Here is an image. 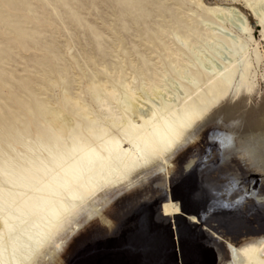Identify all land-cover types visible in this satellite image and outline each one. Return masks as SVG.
Returning <instances> with one entry per match:
<instances>
[{"label":"bare ground","instance_id":"1","mask_svg":"<svg viewBox=\"0 0 264 264\" xmlns=\"http://www.w3.org/2000/svg\"><path fill=\"white\" fill-rule=\"evenodd\" d=\"M121 1L137 24L152 21L141 3ZM245 1L264 32V0ZM175 5L170 29L143 31L154 49L146 47L149 56L135 48L138 61L111 63L105 67L106 76L90 80L86 92L64 88L56 102L36 97L28 108L37 120L33 130L18 132L0 111V264L56 263L84 223L105 215L114 192L149 193L160 178L170 194L174 177L184 180L197 161V169L207 170L205 162L217 151L229 159L221 175L242 180L245 195L264 196V118L260 116L263 120L250 129L244 125L255 92L251 63L242 61L239 74L237 58L239 50L246 56L241 36L251 33L248 20L235 8L204 0H176ZM184 17L197 20L204 30L189 25ZM228 24L236 26L239 34L232 36ZM91 33L99 43L103 36L94 29ZM227 54L229 59L224 58ZM233 92L235 100L229 103ZM11 117L18 119L15 114ZM215 120L221 122L212 124ZM233 120L242 125H232ZM222 123L239 134L240 158L255 166L254 175L234 159L229 148L233 143L227 138L209 151L206 137L212 131L227 132ZM188 154L191 161L184 171L178 165ZM217 177L207 174L204 179L215 185ZM181 200L171 194L158 200L166 202L164 218L159 202L154 205L159 210L156 215L144 211L127 217L131 226L127 249L133 254L143 249L153 259L159 257V264H208L204 255L197 259L185 245L182 257L176 238L175 246V234L179 242L184 239L181 219L186 218L229 246L230 253L224 251L218 264H264V229L250 231L258 235L253 238L243 230L225 231L198 213L192 215L195 212ZM253 205L252 199H246L243 209L249 212ZM143 215L152 217L142 219Z\"/></svg>","mask_w":264,"mask_h":264},{"label":"rangeland","instance_id":"2","mask_svg":"<svg viewBox=\"0 0 264 264\" xmlns=\"http://www.w3.org/2000/svg\"><path fill=\"white\" fill-rule=\"evenodd\" d=\"M134 1L143 5L142 12L152 15V21L148 19L147 25L137 24L135 16L121 0H13L14 5L0 0V111L3 110V114L10 118L18 132L25 128L34 129L37 120L28 108L33 106L36 97L56 102L61 99L64 88L74 93L80 89L86 92L90 80L95 76H106L105 67L111 63L138 61L135 48L149 56L150 52H146V47L151 45L146 43L143 31L148 28L159 31L165 26L170 29L172 17L177 13L176 0ZM204 1L209 5L235 8L248 20L251 33L241 36L246 44V56L242 57L243 51L239 50L240 55L237 58L239 74H242L244 67L242 61L251 63L250 77L255 95L250 102V110L244 116V125L246 129H250L264 118L263 26L245 0ZM187 9L190 6L184 9L188 14ZM183 20L201 31L204 30L197 20L188 21L185 17ZM124 25L128 26V30L123 28ZM226 28L232 32V36L239 34L236 26L228 24ZM91 29L97 30L103 36L99 43ZM229 57V54L224 56L225 59ZM216 60L221 66L223 61L219 57ZM234 96L235 92L229 103L235 100ZM245 105L240 104L239 107ZM13 114L18 116L17 120L11 117ZM217 123V120L212 122ZM221 125L225 126L231 139L216 137L210 141L208 148L211 151L218 149L220 143L224 144L227 138L233 143L229 148L235 156L234 159L239 162L243 171L254 175L255 166H249L250 164L240 158L243 153L236 144L239 142V134L229 128L227 123ZM225 146L228 147L227 144ZM216 153L205 162L207 170H201L202 167L197 169V161L184 180L178 181L179 176L174 177L170 194L182 199L180 203L183 202L185 208L195 212L192 215L198 213V216L225 231L236 233L243 230L249 233V238L257 237L254 233L250 235V231L264 229V196H258L257 193L245 195L242 180L239 181L231 174L227 178L221 175L220 170L229 159L218 151ZM187 156L178 165L184 171L191 161L190 154ZM207 174L217 175L218 182L215 185L206 183L204 176ZM163 182L159 178L153 183L154 190L138 196H133L131 192H114L110 206L104 210L106 219L103 215L101 219L90 224L84 223L83 230L69 238L65 251L53 264H95L96 252L102 253L100 250L103 248H108L110 251H106L110 255L125 254V250H119V246L122 243V246L125 245L126 234L129 232L127 217L144 211L156 215L159 210L154 205L163 195H170L165 192L168 185L165 183V187L161 186ZM160 189L164 190L163 193ZM246 199L254 201L249 212L243 209ZM159 203L162 204L163 214L159 213L160 218H164L163 205L166 202ZM149 216L143 215L142 219H148ZM181 230L184 237L181 242L178 241L175 231L173 233L175 246L176 241L180 251L184 245L187 246L197 259L204 255L208 264H218L224 257V251L230 253L226 243L210 231L204 230L200 224H193L182 218ZM181 255L183 257L182 251Z\"/></svg>","mask_w":264,"mask_h":264},{"label":"water","instance_id":"3","mask_svg":"<svg viewBox=\"0 0 264 264\" xmlns=\"http://www.w3.org/2000/svg\"><path fill=\"white\" fill-rule=\"evenodd\" d=\"M127 240V239H126ZM125 240V245L123 243L119 246V250H125V254L123 255H110V251L108 248H103L100 250L102 253L96 252V262L95 264H159V257L158 259L152 258L150 253L144 251L143 249H138L134 254L127 249L128 242ZM122 246V247H121ZM99 253V254H98Z\"/></svg>","mask_w":264,"mask_h":264},{"label":"snow or ice","instance_id":"4","mask_svg":"<svg viewBox=\"0 0 264 264\" xmlns=\"http://www.w3.org/2000/svg\"><path fill=\"white\" fill-rule=\"evenodd\" d=\"M217 122L219 123L221 121H217ZM231 123H232V125L237 126V127L242 125V122L239 121V120H233ZM218 136H223V137H227V138L231 139V136H230L229 133H227V132H219V131L209 132L208 136L206 137V139L208 141H211V140H213L214 138H216ZM209 151H210V149H209Z\"/></svg>","mask_w":264,"mask_h":264}]
</instances>
